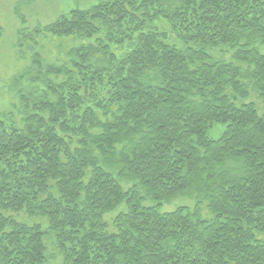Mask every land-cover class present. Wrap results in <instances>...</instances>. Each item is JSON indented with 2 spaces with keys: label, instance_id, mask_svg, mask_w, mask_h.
<instances>
[{
  "label": "trees",
  "instance_id": "obj_1",
  "mask_svg": "<svg viewBox=\"0 0 264 264\" xmlns=\"http://www.w3.org/2000/svg\"><path fill=\"white\" fill-rule=\"evenodd\" d=\"M32 1L0 264H264V0H100L26 28Z\"/></svg>",
  "mask_w": 264,
  "mask_h": 264
},
{
  "label": "rangeland",
  "instance_id": "obj_2",
  "mask_svg": "<svg viewBox=\"0 0 264 264\" xmlns=\"http://www.w3.org/2000/svg\"><path fill=\"white\" fill-rule=\"evenodd\" d=\"M32 0H0V121L7 124L15 122L19 125V97L26 84L21 83L17 88H12L11 79L30 65L28 54L21 56L17 48V30L21 27L19 19L14 14V8L20 2ZM100 0H33L29 4L21 5L20 12L26 17V28L37 25H46L53 22L59 15L72 9H87ZM52 40H40L43 48L38 49L41 57L48 63H57L64 60L54 47ZM252 101L260 112H264V105L252 94ZM223 126L213 125L207 135L217 138L223 131ZM190 199L177 198L169 204L162 205L164 211L173 210L176 206H192ZM117 212L108 214L105 219L110 221ZM52 251V248H51Z\"/></svg>",
  "mask_w": 264,
  "mask_h": 264
}]
</instances>
